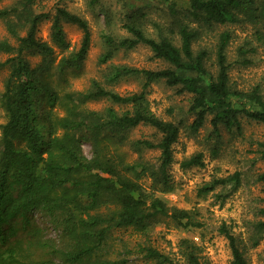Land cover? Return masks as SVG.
<instances>
[{
  "label": "trees",
  "instance_id": "16d2710c",
  "mask_svg": "<svg viewBox=\"0 0 264 264\" xmlns=\"http://www.w3.org/2000/svg\"><path fill=\"white\" fill-rule=\"evenodd\" d=\"M36 1L40 0H20L17 5L0 9V20L16 42L0 40V52L9 55L0 61V68H8L0 92V106L7 116L6 122L0 125V237L4 223L17 216L24 222L30 221V213L41 210L59 226L66 238V247L56 249L52 245H41L39 248L57 252L67 264H113L102 252L115 229L143 233L148 227L166 221L181 228L199 227L201 224L192 210L170 207L160 197L144 191L137 179L146 174L155 177L148 164L123 160L104 139L121 143L125 132L132 128L139 125L154 128L160 134L158 141L137 139L133 145L160 151L158 171L165 179L166 168L173 162L172 145L178 139L179 126L159 118L149 109L144 88L159 80L192 95L189 111L195 114L190 125L193 131L204 123L208 114L211 115V133L215 135L220 127L239 129L241 118L264 125V97L259 87L238 90L230 85L226 58L230 33L224 31L219 36L216 72L212 74L205 65L208 52L192 48L198 30L189 25L195 21L208 25L236 23L241 16L250 21H264V0H185L186 6L182 9L177 8L175 0H164L170 2L167 7L172 17L170 31L178 36L179 45L160 28L157 38L149 37L136 21L142 13H132L133 17L127 15L123 28L128 36L117 39L102 35L110 51L101 61H106L113 49H131L142 44L168 67L153 70L115 66L113 79L140 75L145 80L142 90L119 94L92 81L87 91L63 96L65 114L62 116L38 112L39 97L44 95L48 104L54 105L57 94L37 75L38 69L32 68L27 58L28 54L39 53L48 59L53 53L51 46L37 37L38 26L48 19L49 13L34 12L32 5ZM64 22L81 28L82 38L77 51L61 58L60 70L79 67L91 41L86 20L57 7L52 16L51 38L58 46H65ZM244 52L239 48V55ZM241 62L246 63V60ZM96 99H108L128 109L118 113L112 107L103 111L82 107L85 101ZM83 141L91 145L89 158L82 153ZM260 147V157L264 159V143H260ZM192 165H203L200 154L181 162V167ZM257 179L264 181V173ZM240 182V173L234 172L213 178L199 191L208 193L228 184L236 188ZM261 211L264 214V209ZM258 228L264 230V221L258 222ZM219 232L228 241L230 264H248L229 227L223 223ZM182 243L187 264H208L201 259L195 244L187 240ZM141 251L153 264H176L153 247L143 246ZM11 262L0 252V264Z\"/></svg>",
  "mask_w": 264,
  "mask_h": 264
},
{
  "label": "rangeland",
  "instance_id": "374dc122",
  "mask_svg": "<svg viewBox=\"0 0 264 264\" xmlns=\"http://www.w3.org/2000/svg\"><path fill=\"white\" fill-rule=\"evenodd\" d=\"M20 0H0V9L17 5ZM177 8L186 6L185 0H175ZM169 1L164 0H40L32 5L34 12H48V19L38 26L37 37L51 46L53 53L46 59L41 54H28L30 66L38 69L37 75L57 94L54 105H49L42 95L38 101L39 114H65L63 96L71 92H85L92 81L103 88L128 94L142 90L144 78L140 75H126L113 79L115 66H128L144 69H162L168 64L153 57L149 47L139 44L131 49H113L111 56L102 62V56L110 51L102 35L115 38L129 34L123 28L127 15L141 14L137 22L144 32L153 38L158 37V28L174 44L179 38L170 31L172 17L168 12ZM57 7L81 16L86 20L90 31V46L79 67H65L60 70L59 61L71 52L78 50L82 29L76 24L64 22L65 46H58L51 38L52 16ZM133 17V15H132ZM184 21H188L184 19ZM191 28L198 30L193 42L194 51L205 49L208 52L205 65L209 71L216 72L215 53L222 32L230 33L226 48L229 63V81L233 88L249 90L258 86L264 97V21H250L240 17L236 23L208 25L203 22H189ZM23 34V31L20 33ZM0 40L15 44L7 33L4 22L0 20ZM239 48L244 49L239 55ZM9 55L0 52V61ZM246 63H242V60ZM8 74V68H0V92ZM145 89L149 109L159 118L172 121L179 126L177 141L172 145L173 162L166 168V177L158 171V149L136 148L137 139L158 141L160 134L152 127L139 125L125 132L119 143L104 139L109 148L116 149L127 162L140 161L148 164L154 176L139 177L143 189L148 194L160 197L170 207L192 210L199 227L181 228L170 221L154 224L143 233L131 229H115L108 238L102 255L113 264H153L143 256L142 247L150 246L166 254L176 264H187L183 255L182 240L195 244L197 251L208 264H230L231 251L228 241L219 232L221 224L229 227L244 251L248 264H264V230L258 222L264 221V181L257 176L264 173V159H261L260 143H264V125L241 118L239 129L226 130L220 127L217 135L211 133L210 118L206 115L204 123L196 130L190 128L195 114L189 111L192 95L180 92L178 87L168 86L163 80L149 83ZM82 107L88 110L103 111L112 107L118 113L128 109L125 105L112 103L108 99L87 100ZM7 120L0 106V125ZM85 157L91 156V145L81 143ZM200 154L203 165L181 167L183 160ZM234 172L240 173L241 182L236 188L232 185L217 186L213 191L201 193L199 189L213 178L226 177ZM24 222L21 217L12 218L2 228L0 252L11 264H67L55 251L39 248L52 245L64 249L66 238L58 225L41 210L30 213ZM42 231H41V230Z\"/></svg>",
  "mask_w": 264,
  "mask_h": 264
}]
</instances>
